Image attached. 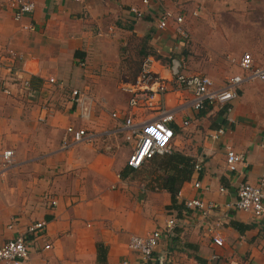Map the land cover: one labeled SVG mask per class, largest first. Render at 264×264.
Wrapping results in <instances>:
<instances>
[{
	"label": "crops",
	"instance_id": "obj_1",
	"mask_svg": "<svg viewBox=\"0 0 264 264\" xmlns=\"http://www.w3.org/2000/svg\"><path fill=\"white\" fill-rule=\"evenodd\" d=\"M9 1L0 0V154L13 150L15 156L7 170L0 158V245L44 221L38 238L28 235L26 264H202L198 258L205 264H264V216L235 208L241 184H259L264 175V83L243 84L228 104L231 113L219 107L197 111L187 91L169 93L160 107L131 111L130 95L121 88L139 76L143 46L173 61L170 66L148 56L163 78L171 79L175 62L184 59L189 74L211 77L217 89L246 74L234 63L244 53L264 66V0H34V13L21 22ZM167 10L185 17L188 40L177 35L173 22L159 28ZM31 22L35 31L22 30ZM11 50L18 59H10ZM74 89L92 101L89 121L71 99ZM44 108L50 115L41 122ZM162 111L175 116L173 152L194 162L178 205L162 188L168 168L128 167L133 144L123 121L111 117L119 112L140 123ZM84 123L100 136L60 149L66 128ZM221 128L225 134L213 140ZM228 148L246 156L236 171L228 168ZM194 198L218 209L202 217L183 204ZM172 218L176 225L150 262L129 249L133 236L163 229ZM233 223L248 229L239 232ZM214 235L224 246L214 243Z\"/></svg>",
	"mask_w": 264,
	"mask_h": 264
},
{
	"label": "built area",
	"instance_id": "obj_2",
	"mask_svg": "<svg viewBox=\"0 0 264 264\" xmlns=\"http://www.w3.org/2000/svg\"><path fill=\"white\" fill-rule=\"evenodd\" d=\"M81 1V0H76ZM10 8L13 11L14 19L21 22L25 17L30 16L36 9L34 0H11L9 1ZM144 4H148L149 0H143ZM131 12L137 17H142V13L137 8H131ZM175 23V30L178 36L188 40L189 32L185 29V17L175 14L172 11H164L159 16L158 25L160 29H167L171 23ZM22 30L35 31L34 23L22 25ZM9 57L12 60L19 58V55L14 51H9ZM234 63L240 67L246 74L231 77L223 89H217L213 79L207 75L199 73H188V66L184 59L179 61L178 73L174 74L171 79L163 78L159 73L153 70L155 59L147 57L144 59L141 71L135 83H123L122 91L128 93L129 105L131 111L152 109L161 106V101L165 99L169 93L177 91H187L193 95V107L197 111H204L208 108L219 107L226 109L227 113L232 112L231 106L228 104L237 98L240 87L250 81H260L264 83V66L258 65L255 62L251 53H244ZM0 67H2V56L0 55ZM51 83H56V80L51 78ZM28 86V83H27ZM8 93V91H5ZM88 95L80 89L72 91V101L80 110V118L89 121L93 113L92 101L88 99ZM45 115L40 118L41 122H45L49 111L44 108ZM111 117L114 120H122V128L126 131V140L133 144V152L128 159V166L134 170H139L146 161L158 156L170 155L174 151V141L176 139V130L172 127L175 121V116L169 111H162L157 117L136 123L132 116H123L119 112H113ZM232 123L233 120L229 119ZM188 126V121L184 122ZM226 129L221 128L211 134L213 140L225 134ZM100 135L91 130L87 124L71 125L65 130L61 141L63 150H70L71 147L82 143H91ZM102 136V135H101ZM264 149V144L262 145ZM14 151L6 150L0 154L2 159L3 169L7 170L14 164ZM246 156L242 153L228 148L227 163L231 171H236L238 165L246 163ZM199 169V166H196ZM196 189L202 187L200 182L194 184ZM222 193L226 192L225 188L221 189ZM182 192H179L178 197H182ZM237 200L235 208L238 211L251 214L255 218L264 216V175L261 177L259 184L245 182L241 184L237 191ZM56 200L51 202L52 206H56ZM183 204L188 210L194 211L202 217H209L213 210L218 209V204L208 202L200 198L185 199ZM176 225V219L172 218L167 222L163 229H157L145 236H133L128 245L129 249L140 256L147 262H150L154 257L165 233L173 230ZM15 227L14 224L9 225L10 229ZM46 222L38 221L31 223L27 228L26 235H18L15 238L8 240L0 245V262L5 264H26L30 260V252L28 248V235L38 238L44 231ZM210 232L215 230L210 228ZM213 241L218 246H224L223 239L218 235L213 236ZM51 246H45V249H50ZM217 259V257H214ZM122 264H132L131 261L125 260Z\"/></svg>",
	"mask_w": 264,
	"mask_h": 264
},
{
	"label": "trees",
	"instance_id": "obj_3",
	"mask_svg": "<svg viewBox=\"0 0 264 264\" xmlns=\"http://www.w3.org/2000/svg\"><path fill=\"white\" fill-rule=\"evenodd\" d=\"M141 49L142 63L148 56H153L159 62H162L164 64H167L169 62L170 66L173 64L172 60L164 59L162 56L158 55L156 51L149 49L148 46H143V48ZM160 164L162 166L161 168H168V171H170V174L167 173L168 177H163L162 188L167 190L171 194L170 196L172 197V202L174 203V205H178L177 195L179 194L182 185L191 179L194 169V162L192 161V159L184 157L183 155L175 151L170 155L158 156L146 161L139 170H133L132 168L130 169H132L133 172H139L143 169L145 170V168L160 166ZM233 226L235 229L242 233L248 229V227H243L238 223H233ZM197 260L200 263L205 264L202 259L198 258Z\"/></svg>",
	"mask_w": 264,
	"mask_h": 264
},
{
	"label": "water",
	"instance_id": "obj_4",
	"mask_svg": "<svg viewBox=\"0 0 264 264\" xmlns=\"http://www.w3.org/2000/svg\"><path fill=\"white\" fill-rule=\"evenodd\" d=\"M178 65H179V63L178 62H175V66H174V73L176 74V73H178Z\"/></svg>",
	"mask_w": 264,
	"mask_h": 264
},
{
	"label": "rangeland",
	"instance_id": "obj_5",
	"mask_svg": "<svg viewBox=\"0 0 264 264\" xmlns=\"http://www.w3.org/2000/svg\"><path fill=\"white\" fill-rule=\"evenodd\" d=\"M140 61H142V60H140ZM1 168H3V166L1 165Z\"/></svg>",
	"mask_w": 264,
	"mask_h": 264
}]
</instances>
